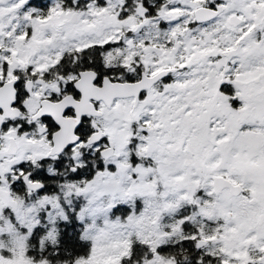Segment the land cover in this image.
I'll list each match as a JSON object with an SVG mask.
<instances>
[{
    "label": "snow or ice",
    "instance_id": "6c2138e0",
    "mask_svg": "<svg viewBox=\"0 0 264 264\" xmlns=\"http://www.w3.org/2000/svg\"><path fill=\"white\" fill-rule=\"evenodd\" d=\"M0 264H264V0H0Z\"/></svg>",
    "mask_w": 264,
    "mask_h": 264
}]
</instances>
